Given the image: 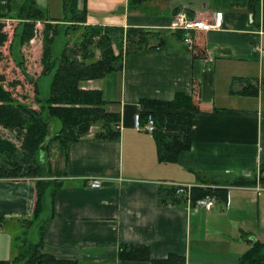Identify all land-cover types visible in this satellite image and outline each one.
I'll use <instances>...</instances> for the list:
<instances>
[{
	"label": "crops",
	"instance_id": "0c3cea01",
	"mask_svg": "<svg viewBox=\"0 0 264 264\" xmlns=\"http://www.w3.org/2000/svg\"><path fill=\"white\" fill-rule=\"evenodd\" d=\"M127 2L77 0L78 10H86L88 26L141 28L159 33L163 42L123 56L120 70L105 78L80 83L83 90L101 91L106 110L119 114V133L116 139L98 140L91 128L87 136L64 146L58 141L48 144L43 158L48 174L43 179L57 188L43 213L44 250L77 264H150L118 258L120 245H141L156 261L175 254L185 264H238L247 240L264 243V181L258 179L264 163L260 19L258 26L247 9L221 0H148L132 11ZM22 3L0 0V15L17 18ZM36 3L48 19L63 18L62 6L51 13L49 0ZM180 10L200 21H212L220 13L221 26L191 31L186 43L183 31L170 29ZM192 43H199L204 53L194 56ZM237 78L256 80L262 88L256 96L239 89L231 93ZM195 87L200 109L191 114L190 149L174 163H161L152 135L134 128V116L139 113L144 125L152 111L156 119L166 111L140 102L171 101L176 93L191 95ZM178 131L173 124L164 126L169 139ZM255 177L253 186H222L226 200H215L210 211L157 204L160 186L215 188L223 181ZM96 178L101 187L92 189L89 183ZM34 201L33 179H0V219L5 221L0 227V260L13 257L17 242L7 226L30 217Z\"/></svg>",
	"mask_w": 264,
	"mask_h": 264
},
{
	"label": "trees",
	"instance_id": "16d2710c",
	"mask_svg": "<svg viewBox=\"0 0 264 264\" xmlns=\"http://www.w3.org/2000/svg\"><path fill=\"white\" fill-rule=\"evenodd\" d=\"M148 0H128L129 11L138 8ZM231 7H243L249 11L264 31V2L260 0H221ZM77 0H63L64 15L60 20L48 19L36 0H23L17 18L0 15V179L34 177L35 201L30 217L22 219L26 228L38 225V240L33 243L25 237H17L13 245V257L0 260V264H77L74 261L57 260L44 250L42 215L48 203L56 194L57 187H51L43 178L47 176V164L40 161L41 145L48 139V144L58 141L63 146L89 134L91 126H97L93 137L98 140L118 137L119 114L108 112L102 99L101 91L83 90L80 83L105 78L113 71L120 70L123 56L143 49L159 47L163 38L157 32L141 28L102 27L86 25V10H78ZM177 12V11H176ZM175 12V13H176ZM65 25V35L69 30L78 34V43L70 47L67 42L62 53L56 59L52 56V45L59 33V25ZM42 28L41 70L36 77L26 69L27 60H32L37 31ZM78 32V33H77ZM77 38V36H76ZM18 45L15 50L14 45ZM76 49V53H74ZM194 56L204 53L199 43H192ZM16 54L14 53V51ZM72 50V51H71ZM95 50L99 56L95 57ZM199 53V54H198ZM16 71V76L10 74ZM55 72L49 84L48 95L41 98L39 80ZM13 76L16 80L11 79ZM12 77V78H13ZM30 84L29 94H15L23 84ZM256 96V80L234 79L230 92ZM142 106L154 109L162 106L166 113L155 118L153 111L148 114L154 119L153 139L157 150V159L161 163H174L181 152L191 146V114L200 109L198 88L191 95L176 93L171 101H144ZM36 105L38 109L32 107ZM147 115V116H148ZM146 116V117H147ZM52 119L59 120L60 130L51 135ZM179 128L177 136L169 139L164 133L165 124ZM45 151L47 150V146ZM36 177V178H35ZM26 179V178H23ZM259 181H264V163L261 165ZM253 179H234L220 182V187H192L190 197L192 205L206 196L223 202L226 189L222 186H253ZM157 204L174 207L185 204L177 196L176 188L160 186ZM5 221L0 219V227ZM27 234V232H25ZM245 238V234H243ZM247 250L239 257L238 264H264V243L249 239ZM118 258L123 261H148L150 264H185V259L170 254L164 260H151L149 249L141 245H120Z\"/></svg>",
	"mask_w": 264,
	"mask_h": 264
},
{
	"label": "rangeland",
	"instance_id": "374dc122",
	"mask_svg": "<svg viewBox=\"0 0 264 264\" xmlns=\"http://www.w3.org/2000/svg\"><path fill=\"white\" fill-rule=\"evenodd\" d=\"M61 1V2H60ZM49 9H51V13H53L55 10H57V8H59V6H62V15L64 14V8H63V0H49ZM65 25L60 24L59 25V33L58 35L55 37L53 45H52V56L53 59H56L60 56V54L62 53L66 43L68 42L70 47H72L73 45H77L76 43H78V34H75L74 31L69 30V36L65 35ZM78 33V32H77ZM77 36V38H76ZM41 38H42V28L39 27L38 31H37V38L35 39L34 42V48L33 49V54H31L32 56V60H27V65L26 69H30V74L33 77H36L38 75V72H40L41 70V65L39 64V59L41 57ZM18 45L16 44L15 49H17ZM73 49V47L71 48ZM72 51V50H71ZM76 49H74V53H76ZM99 56V52L97 50H95V57ZM5 68H7L8 70H10V74H13V76H16V71L14 69H10V66H5ZM55 72V69H53V71L49 74V75H45L43 77L40 78L39 80V85H40V94H41V98H46L48 95V90H49V84L51 82L52 76ZM13 76H10L11 80H16ZM13 77V78H12ZM25 84L22 85V87L15 92V94H21V93H27L29 94L31 91V86L30 84H27L26 81L24 80ZM36 109H38V107L36 105L32 106ZM61 128V124L59 122V120L57 119H52L51 121V125H50V134H56ZM91 128H93L94 130H97V126H91ZM90 128V129H91ZM43 155V156H42ZM47 150L45 152H40V161L42 163V160H44L43 158H46L47 156ZM23 178H27V177H19V178H12V179H23ZM29 179H33L34 177H28ZM36 178V177H35ZM216 206L219 207V202L216 203ZM42 219H43V215H42ZM38 225H34L33 227L30 228H26L25 224H20V225H9L7 226V231H9L10 234L15 235V237H25V241H28L29 243H33L34 241L38 240ZM27 232V234L25 233Z\"/></svg>",
	"mask_w": 264,
	"mask_h": 264
},
{
	"label": "built area",
	"instance_id": "2783aa9c",
	"mask_svg": "<svg viewBox=\"0 0 264 264\" xmlns=\"http://www.w3.org/2000/svg\"><path fill=\"white\" fill-rule=\"evenodd\" d=\"M221 14L218 13L215 15L212 21H200L194 18H190L186 11L180 10L174 14L170 29L172 31H183L184 33V42H190L189 32L191 31H200L208 32L212 30H217L221 26ZM258 87L262 88V85L258 82ZM134 128L138 131H145L149 135H152L155 129L154 120L151 116L148 117L147 123L142 125L140 120V115L136 114L134 116ZM90 187L92 189H99L101 187V182L99 179H92L90 181ZM170 187L176 188L177 196H181L187 206H192L191 197H190V186L183 185H174L168 184ZM215 198L211 196H206L204 198L198 199L194 206L204 209L205 211H210L214 205Z\"/></svg>",
	"mask_w": 264,
	"mask_h": 264
},
{
	"label": "water",
	"instance_id": "95a60500",
	"mask_svg": "<svg viewBox=\"0 0 264 264\" xmlns=\"http://www.w3.org/2000/svg\"><path fill=\"white\" fill-rule=\"evenodd\" d=\"M47 144H48V139L41 145V152H45V147ZM42 163H43V161H42Z\"/></svg>",
	"mask_w": 264,
	"mask_h": 264
}]
</instances>
